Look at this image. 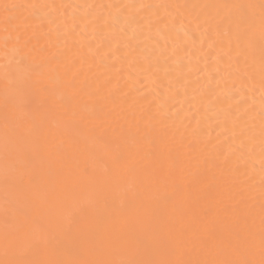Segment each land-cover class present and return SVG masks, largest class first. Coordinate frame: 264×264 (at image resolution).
I'll return each instance as SVG.
<instances>
[{"label": "bare ground", "instance_id": "obj_1", "mask_svg": "<svg viewBox=\"0 0 264 264\" xmlns=\"http://www.w3.org/2000/svg\"><path fill=\"white\" fill-rule=\"evenodd\" d=\"M3 3L21 6L8 25ZM244 3L0 0V259L6 234L19 252L62 217L83 232L30 258H226L249 233L259 258L264 63ZM6 97L32 129L7 152Z\"/></svg>", "mask_w": 264, "mask_h": 264}, {"label": "snow or ice", "instance_id": "obj_2", "mask_svg": "<svg viewBox=\"0 0 264 264\" xmlns=\"http://www.w3.org/2000/svg\"><path fill=\"white\" fill-rule=\"evenodd\" d=\"M21 7L15 3H3L2 8L4 11V23L6 25L11 24L16 17L14 11ZM238 10L240 22L248 24L251 29L252 22L255 19L256 10H259L260 20V50H261V61L264 63V0H259V3H244L231 5ZM248 35V33H246ZM248 47H254V40L249 36L247 41ZM19 90L24 91V86H17ZM5 149L7 152V139L9 134L17 136H23L27 132H31L32 129L26 128L23 132L15 122L14 113L17 109L9 98L6 97L5 106ZM5 183L9 182L7 172L5 173ZM24 175L21 176V184L18 186L23 190ZM37 177L35 175H27V183L35 184ZM262 203H261V228L259 235L258 244V256L257 259V245L254 242V235L249 233L245 242L242 246L233 247L229 257L217 258V259H176V260H154V259H141L135 256L127 259L120 260H107V259H96V260H39L29 257L30 252H38L42 249H48L54 246L58 236H72L76 233L83 232L79 221L71 217H62L60 222L53 225H43L34 232L28 234L27 246L24 250L19 252H11L7 234L5 236V250L4 259H0V264H264V191H262ZM135 247L142 248L147 247V243L143 240H137Z\"/></svg>", "mask_w": 264, "mask_h": 264}]
</instances>
